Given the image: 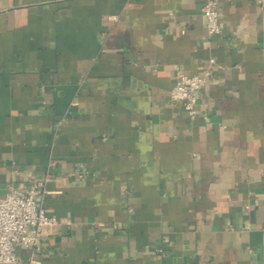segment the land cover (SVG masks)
I'll return each instance as SVG.
<instances>
[{
    "label": "crops",
    "instance_id": "1",
    "mask_svg": "<svg viewBox=\"0 0 264 264\" xmlns=\"http://www.w3.org/2000/svg\"><path fill=\"white\" fill-rule=\"evenodd\" d=\"M203 2L0 0V196L47 177L58 218L20 256L264 264V0L217 36ZM209 66L191 118L172 88Z\"/></svg>",
    "mask_w": 264,
    "mask_h": 264
},
{
    "label": "built area",
    "instance_id": "2",
    "mask_svg": "<svg viewBox=\"0 0 264 264\" xmlns=\"http://www.w3.org/2000/svg\"><path fill=\"white\" fill-rule=\"evenodd\" d=\"M220 1L204 0L201 10L207 19L209 33L221 35ZM215 61L211 58V63ZM212 71L210 66L199 73L179 70L172 88V97L183 101L184 110L191 118L199 113L198 90L207 83ZM208 119V114L203 115ZM45 179H34L25 187H13L0 196V264H34L35 256L24 258L17 253L21 243L34 251L41 249L43 231L58 222L56 215L49 214L37 195L46 192Z\"/></svg>",
    "mask_w": 264,
    "mask_h": 264
}]
</instances>
